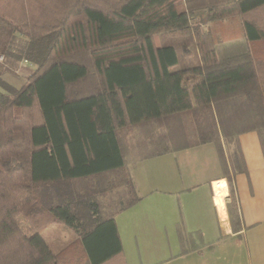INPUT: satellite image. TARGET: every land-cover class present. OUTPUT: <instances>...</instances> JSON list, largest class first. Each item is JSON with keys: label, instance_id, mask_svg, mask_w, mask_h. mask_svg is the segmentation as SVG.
<instances>
[{"label": "trees", "instance_id": "16d2710c", "mask_svg": "<svg viewBox=\"0 0 264 264\" xmlns=\"http://www.w3.org/2000/svg\"><path fill=\"white\" fill-rule=\"evenodd\" d=\"M181 1L0 0V55L35 65L19 88L0 79V264H126L116 215L140 200L133 151L132 164L211 142L227 173L228 159L246 171L240 134L256 131L264 152V0ZM235 15L249 51L219 59L196 25ZM192 26L201 64L173 71L176 48L154 36ZM248 63L249 74L228 71ZM114 189L116 203L100 200ZM50 223L77 245L55 252L41 234Z\"/></svg>", "mask_w": 264, "mask_h": 264}, {"label": "crops", "instance_id": "0c3cea01", "mask_svg": "<svg viewBox=\"0 0 264 264\" xmlns=\"http://www.w3.org/2000/svg\"><path fill=\"white\" fill-rule=\"evenodd\" d=\"M239 48L249 49L245 29L242 42L219 37L216 44L220 59L238 54ZM228 71L249 74L253 69L248 63ZM239 145L246 171L234 173L227 161L241 214L237 229L228 209V173L214 143L128 165L140 196L132 207L140 205L149 218L143 225L147 245L138 256L133 251L128 256L119 234L126 264H264V152L256 131L240 134Z\"/></svg>", "mask_w": 264, "mask_h": 264}, {"label": "rangeland", "instance_id": "374dc122", "mask_svg": "<svg viewBox=\"0 0 264 264\" xmlns=\"http://www.w3.org/2000/svg\"><path fill=\"white\" fill-rule=\"evenodd\" d=\"M184 6L185 0H182L178 5V8L181 9ZM204 25L199 23L196 26L202 32H210L215 39V44H217L219 37H222L225 41L233 38L239 42H242L244 38L243 21L239 15L213 20L210 21L209 24L206 23ZM196 26H192V31H190L188 34L179 35L172 34L170 32H161L155 35L157 43L161 45H172L176 48L179 56V63L174 68H172L173 71L198 65L199 52L196 46V37L193 32V28ZM22 45V41H19L16 44V49L20 50ZM237 51L239 52L238 54L225 59L246 54L249 49L247 52H242L240 48L237 49ZM5 60V56L0 55V79L5 80L8 84L15 88H19L27 81L28 73L26 72V69L33 68L35 65L24 59L10 57V61ZM0 90H2L1 87ZM134 156V151L130 154V156L127 154L126 157L128 165L133 161ZM119 197V189H114L109 190L105 195H101L100 200L110 206V204H113V202L116 203L119 200ZM146 218L149 217L148 215H145V212L140 205L126 208L116 215V221L118 223L120 232L119 234L121 235L124 248L128 256L132 251L136 256H138L140 248L143 250L145 244L147 245V243L143 242V235L145 232L143 225L144 219ZM16 220L25 234L31 235V233L33 234L37 231L25 214H19L16 217ZM41 234L55 252H60L69 246H76L77 242L79 241L78 234L62 223H50L41 230ZM175 248H179V245Z\"/></svg>", "mask_w": 264, "mask_h": 264}]
</instances>
